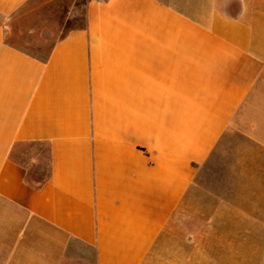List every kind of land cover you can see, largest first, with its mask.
I'll return each mask as SVG.
<instances>
[{
    "label": "crops",
    "instance_id": "crops-1",
    "mask_svg": "<svg viewBox=\"0 0 264 264\" xmlns=\"http://www.w3.org/2000/svg\"><path fill=\"white\" fill-rule=\"evenodd\" d=\"M29 1L0 0V264H144L223 154L264 176V0H88L41 55Z\"/></svg>",
    "mask_w": 264,
    "mask_h": 264
},
{
    "label": "rangeland",
    "instance_id": "rangeland-1",
    "mask_svg": "<svg viewBox=\"0 0 264 264\" xmlns=\"http://www.w3.org/2000/svg\"><path fill=\"white\" fill-rule=\"evenodd\" d=\"M88 0H30L17 13L15 44L41 55L71 28L82 26ZM231 150V148H230ZM223 154L172 218L144 264H264V176H231ZM249 172V171H248Z\"/></svg>",
    "mask_w": 264,
    "mask_h": 264
}]
</instances>
